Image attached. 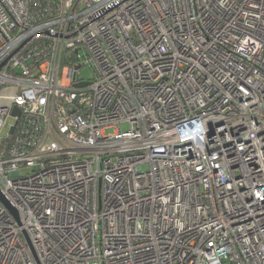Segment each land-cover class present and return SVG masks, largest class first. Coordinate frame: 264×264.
<instances>
[{
    "label": "built area",
    "instance_id": "obj_1",
    "mask_svg": "<svg viewBox=\"0 0 264 264\" xmlns=\"http://www.w3.org/2000/svg\"><path fill=\"white\" fill-rule=\"evenodd\" d=\"M0 192V264H264V0H0Z\"/></svg>",
    "mask_w": 264,
    "mask_h": 264
},
{
    "label": "rangeland",
    "instance_id": "obj_2",
    "mask_svg": "<svg viewBox=\"0 0 264 264\" xmlns=\"http://www.w3.org/2000/svg\"><path fill=\"white\" fill-rule=\"evenodd\" d=\"M82 53V52H80ZM94 71L92 69V67H90L89 63L84 62L83 66L78 70V72H76V76L80 79V78H84L85 80L91 79L94 77ZM122 129H127V124L123 123L121 124ZM28 172L27 169L23 168L22 169V173H26Z\"/></svg>",
    "mask_w": 264,
    "mask_h": 264
},
{
    "label": "water",
    "instance_id": "obj_3",
    "mask_svg": "<svg viewBox=\"0 0 264 264\" xmlns=\"http://www.w3.org/2000/svg\"><path fill=\"white\" fill-rule=\"evenodd\" d=\"M75 68H78V65L75 66ZM87 83L85 82H79V83H75L74 86L75 87H82V86H85ZM13 113H17L18 114V111L17 109L15 108ZM0 201L11 211L13 212L14 215H17L16 211L12 208V206L10 205V203L5 199V197L1 194L0 192Z\"/></svg>",
    "mask_w": 264,
    "mask_h": 264
}]
</instances>
